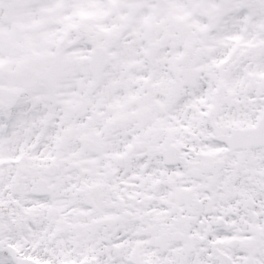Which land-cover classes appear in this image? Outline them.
<instances>
[{
    "label": "snow or ice",
    "instance_id": "1",
    "mask_svg": "<svg viewBox=\"0 0 264 264\" xmlns=\"http://www.w3.org/2000/svg\"><path fill=\"white\" fill-rule=\"evenodd\" d=\"M0 264H264V0H0Z\"/></svg>",
    "mask_w": 264,
    "mask_h": 264
}]
</instances>
